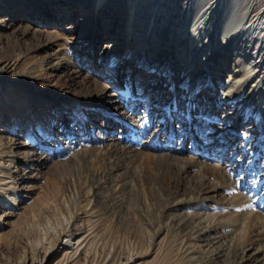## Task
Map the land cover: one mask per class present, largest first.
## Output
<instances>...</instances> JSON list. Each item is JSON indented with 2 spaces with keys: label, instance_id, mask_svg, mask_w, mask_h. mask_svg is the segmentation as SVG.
Here are the masks:
<instances>
[{
  "label": "bare ground",
  "instance_id": "obj_1",
  "mask_svg": "<svg viewBox=\"0 0 264 264\" xmlns=\"http://www.w3.org/2000/svg\"><path fill=\"white\" fill-rule=\"evenodd\" d=\"M11 1H2L5 3L4 6L0 5L3 14ZM15 1L14 7L9 6L14 11L20 6V0ZM87 5H92L94 11L98 10V14L102 16L106 8L125 11L129 56H133L139 65L146 61L154 62V67L151 65L145 69L151 72L157 70L156 74L159 75L167 58L172 62L176 69L170 78L173 85L166 88L154 82L155 87L147 91L146 96H157L159 89L163 91V95L165 91L171 92L169 94L173 97L174 108L181 102L176 96L178 86L188 87L189 101L186 102L190 103L192 100L193 106L198 105L200 93L213 91L215 94L212 101L218 105L221 102L234 104L233 110L237 113L235 122L252 130L247 131L249 135L244 133L245 140L230 154V158H234L232 162L236 170H242L255 180L254 188L247 193L239 190L244 179L236 180L220 164L209 165L206 159L205 163L198 164L196 161L200 160L195 156L185 158L180 153L171 156L168 148L173 140H165L160 145L152 143V149L157 152L155 155L161 160L167 162L175 159L170 176L173 191H168L172 200L164 205L162 216L165 225L160 227V231L171 228L178 242L176 248L174 245L168 246L164 258H173L176 264L182 262L179 260L180 256L188 264H208L209 261H218L222 257L231 264L259 262L264 246L255 249L254 245L255 242L260 244L264 241V190L259 188V183L264 182V0H79L76 4L78 9ZM45 10L46 7L38 17L45 16ZM60 12L66 13L65 7L64 10L57 11ZM110 15L104 18L108 19ZM3 16L5 21L8 20L5 14ZM70 24L72 23L67 27ZM135 27H141L146 32L141 40L133 43ZM9 32L5 28L0 36L1 51H5L6 47L10 48V53L0 61V204L5 207L4 215H10L14 220L9 222L6 218L0 219V248L12 244L17 253L16 256L5 257L2 264H47L56 254L59 256L51 264H141V251L116 254V246L108 241L111 235H107V223L103 214L107 206L114 205L119 211L123 208L121 196L129 186L127 179L130 177L125 165L126 156L122 152L124 148L117 144L108 151L107 156L111 157L113 167L107 168L106 165H109L104 159L100 162L98 160L99 169L90 174H81L80 168L96 159L91 153V145H86L84 138L79 135L80 129H74L71 125L80 122L82 129L94 132V127L87 125V110L90 111V116L103 112L114 118L120 114L119 119H122L130 116L126 112L134 109L135 113L139 109L126 103L113 108L112 105L117 103L114 95H109L110 100L105 103L86 102V96L93 89L86 87L90 86L89 76L81 80L80 74L83 69L94 67L88 56L90 46L87 47V52L83 47L74 49L78 53H84L85 61L75 57L77 68L68 76L72 83L81 82L84 88H88L85 94L64 98L62 94L50 90L33 95L24 94V97L20 94L22 99H11L16 96H10V93H23L21 88L25 77L15 78L10 84L3 82L2 76L24 54L38 52L41 44L36 43V31L33 29L35 43H32L29 27L15 31L11 34L12 37ZM78 33L85 34V30ZM50 36L49 42L58 45L60 35L56 33ZM11 40L13 41L10 42ZM163 45H166L167 50L163 47L161 52L158 50L159 53L153 51L156 49L153 46L160 49ZM172 47L174 52H171ZM170 52L173 56H168ZM126 55L122 57L125 58ZM118 58L117 55L111 58L109 56V71L101 72L106 79L112 75V80L116 81V66L112 63L120 61ZM231 60L236 62L230 67L236 77L230 80V76L226 82L223 81L220 64ZM54 64L55 67L59 66L58 61ZM102 66L98 65L96 71H101ZM36 67L32 66V70L36 71ZM131 68L129 67L127 77L132 82ZM94 87V90L103 91L108 85L101 86L94 80ZM132 87L128 83L123 95H127V90L131 92ZM256 92L259 94L258 104L252 111V96ZM47 106L54 109L53 113L49 112L51 109ZM211 108L212 105L209 109ZM173 111L170 112L171 121L176 116ZM251 111L254 124L247 119ZM206 115L203 118L201 116L203 123L199 127L200 116L193 113L190 118L187 115L185 119L188 122L192 119V130L187 131L186 128L182 131L178 124L177 131L183 135L198 137L199 148L203 146L206 152L220 151L221 156H224L234 142H229L230 135L236 131L232 132L233 126H229L227 119L222 120L223 128L215 129L218 117L214 112ZM59 120L63 121V125L67 121V126L62 130L56 128ZM135 121L138 122V119ZM147 126L142 128L146 129ZM97 135L100 136L99 133ZM53 141L58 144L52 145ZM67 150H72L73 153L69 154ZM52 153H56L57 158L53 164L47 158V154ZM68 161H73V166L65 172V168L60 165ZM168 168L172 169L171 166ZM20 171L41 172L47 176V183H50L51 177L58 175L66 188L32 200L31 193L26 188L30 176H23L22 179L25 180L20 183L17 181ZM193 171H196L192 178L195 185L193 191H187L185 179ZM118 173L122 184L116 189L110 186V182L114 181ZM24 190L27 192L22 194ZM65 190L77 192L78 197L73 201L67 200ZM4 191L11 195H3ZM214 194L223 195L225 203L218 206L212 204L210 200H213ZM93 196L99 197L98 204ZM24 198L26 201L20 204L19 201ZM7 226L12 227L9 234L3 230ZM10 237H14V241ZM20 238L24 239L22 246H19ZM19 247L21 250H18ZM251 250L254 252L250 253Z\"/></svg>",
  "mask_w": 264,
  "mask_h": 264
},
{
  "label": "rangeland",
  "instance_id": "obj_2",
  "mask_svg": "<svg viewBox=\"0 0 264 264\" xmlns=\"http://www.w3.org/2000/svg\"><path fill=\"white\" fill-rule=\"evenodd\" d=\"M2 1L3 0H0V5L4 6L5 3H2ZM62 1L63 0H20V6L18 8L16 7L14 11L10 8L11 6H15L16 1L12 0L10 2L11 4L6 6L4 13L6 18H8L6 21L4 20V14L0 10V36L4 33L5 28L8 32L11 31L9 35L12 37L11 34L15 31L29 27L31 30L30 36L32 37L33 29L36 31V43L41 44V48L38 52L34 54H24V57L21 58L15 66L8 68L2 76L4 79L3 82L11 84L15 78L25 77L23 87L21 88L23 93H10V96L13 94L16 96L11 99L17 97L22 99L20 94H23L24 97V94L29 93L33 95L39 94L40 92L45 93L50 90L62 94L64 98H74L75 95L85 94L88 88H92L93 91L86 96V102L102 103L103 101V103H105L110 100L109 95H114V100L117 101V103L112 105L113 108L126 103L132 104V107L135 109L136 107L139 109V111L135 113H133L134 109L126 112L130 116H125L122 119H119L121 118L119 117L121 116L119 112L117 113L119 116L114 118L112 117L113 115L103 112L90 116L91 113L87 110V125L94 127V132L89 131V129H82L81 126H79L80 122L79 124L76 122L71 124L74 129H80L79 135L81 138H84V143L86 145H91V153L96 159L89 165L80 168L81 170H79V172L81 174H90L96 171L99 169V162L103 159L109 165H106L107 168L113 167V161L110 156H107V153L117 144L122 146L124 148L122 152H124L123 154L126 156L125 165L128 167L130 173V177L127 179L129 186L121 196L123 205L122 211H119L114 205L107 206L103 211L107 223V235H111V239L108 240L109 244H114L116 246L117 255L121 253L132 254L136 251H141L142 255L139 257V262H141V264H168V262L176 264L173 258H171V260H166L164 256L169 248L168 246L174 245V248H176L178 238L171 228L160 231V227L165 225L162 216L164 205L168 200H172V198H169V192L172 190L170 176L173 173V163H175V159L167 162L161 160L160 157H157L158 155H155L157 152L152 149V143L154 142L160 145V143L165 140H173L168 148L171 152V156H177L178 153H180L181 156L185 158L195 156L200 160L196 161L198 164L205 163V159L209 165L215 166V164H220L225 171H230L233 176H235L236 180L244 179L245 182L239 187V190L240 192L247 193L250 189L254 188L253 184L255 180L253 177L249 176V174L243 173L242 170H236L237 168L233 166L232 162L234 158H230V154L236 147L240 146L241 141L245 140L244 138L246 136L244 133L252 130L248 129L249 127L247 128V126H239L238 122H235L237 113L233 110L234 104H224V102H221L219 105L215 104V102L212 101L215 94L213 91L200 93L201 97L197 99V101H199V103H197L198 105L193 106L192 100H190V103L186 102L189 94L188 87L183 85L179 88L178 86V94H176V96L178 95V99H180L181 102L174 108L172 104L173 97L171 98L172 95L169 94L171 92L165 91L163 95V91L159 89V91H157V96H146L147 91L152 90L151 88H153V86L155 87L154 82H158L160 87L165 86L168 88L171 86L172 82H170V78L173 73L175 74L176 70L172 62L167 58L165 64L163 63L164 66L160 68L161 71L158 72L160 74L157 75V70L151 72V70L145 69L149 68L151 65L154 67V62L146 61L142 62V65H139L133 56H129L130 43L127 38L128 23L127 15L124 10L106 8L102 16V14H98V10L94 11L92 5H87L84 8L78 9L76 4L79 0ZM44 7H46L45 11L48 15L46 14L40 18L38 16L42 14ZM64 7L66 13H57V11L64 10ZM53 13H55V16ZM107 15H110V17L105 19L104 17H107ZM69 23L72 24L67 27ZM134 25L136 26L137 24ZM75 26H78V28H75ZM83 30H85V34L78 33V31ZM145 32L146 31L142 30L141 27H135L133 43H135L136 40H141ZM56 33L60 35V38L58 37L57 40L59 44L53 45L49 42V37L51 39L50 34ZM33 39V37L30 38L32 43H35ZM12 41L13 40L10 42ZM28 43L31 44L30 41H28ZM88 46H90L88 56L94 67L81 71V80H85L84 78L89 76L88 82L90 86L84 88L85 86H83L81 82L72 83L69 81L68 76L77 68L76 66L78 63L75 62V57L76 59L78 57V59H83V61H85L84 53H78L77 49L83 47V50L87 52L86 49ZM163 47L166 48V45H163L160 49H158L159 47L153 46V48H156L153 51L159 53L158 50L164 49ZM75 48H77L76 51H74ZM9 49V47H6L5 51L2 52L0 48V61L6 54L10 53L8 51ZM165 50H167V48ZM171 50V52H174L173 47ZM171 52L168 56H173ZM114 55L119 56L118 59L121 61L117 60V62L112 63L116 66V81L112 80V75L109 79H106L104 74L101 73L102 71L108 73L109 62L111 60L109 56L111 58ZM124 55L127 57L123 58L122 56ZM56 61H58V67H55L54 63ZM231 64L234 66L236 62L233 60L228 63L222 61L220 64L223 81H229L228 79L230 76V80L236 77L235 73L230 68ZM98 65H103L101 71H96L95 68L98 67ZM32 66H37L36 69H34L36 71L32 70ZM129 67H132L130 69V74H133L132 82L129 81L127 77ZM137 77H140L139 80H137ZM94 80L98 81L101 86L103 84L108 85V88L103 91L94 90ZM128 83L132 84L133 87L131 92L127 90V95L125 96L123 95V91L125 92V86H127ZM152 94H155V92H152ZM258 98V92L254 93L252 96V111L255 110L258 104ZM199 104H202V106H199ZM210 105H212L211 109H209ZM47 107L51 109L49 112L53 113L52 110L54 109L50 106ZM171 111L176 113L173 121L170 120ZM252 111L247 115V119H250L249 123H251L254 118L252 116ZM212 112H214L219 119L215 129L223 128L222 120L224 121L227 119L229 126H233L232 132L236 131V133L230 135L229 142H234L224 156H221L220 151L215 153L206 152L203 146L199 148L198 137L188 134L183 135L177 131L178 124H180L182 131L186 128H188L187 131L192 130L193 122L192 119H189V122L187 118L185 119L187 115L191 118V114H198L200 116L198 120L199 127L203 123L201 116L203 118L207 116L206 114L210 115ZM137 119L138 122L135 121ZM62 122V120L58 121L56 125L58 130H62V128L67 126V121L64 125ZM0 125H2V123H0ZM145 125H148L146 129L142 128L145 127ZM175 131H177V133H175ZM98 133L100 136L97 135ZM247 133L248 135L250 134L249 132ZM152 135H155V137ZM53 144L56 145L58 143L57 141H53L52 145ZM66 152L69 154L73 153L72 150H67ZM17 155L19 156L20 153H17ZM55 155L56 153L47 154V158L49 159L48 162L53 164L55 159H57ZM227 155L228 157H226ZM60 166L65 168L66 171H63L68 172L73 166V161H68ZM168 166H171L172 169H169ZM230 172L229 174H231ZM19 173L20 175L17 176V181L20 183L25 180L22 179L23 176H30L26 188L28 192L31 193L32 200L37 196H45L57 190H63L64 187L66 188L65 184H62L61 177L58 175L51 177L50 183H47V176L41 172L37 171L32 173L29 171H20ZM195 173L196 171H193V173L185 179L184 185L187 191H193L192 189L195 183L192 178L195 176ZM121 181L122 178L118 173L114 177V181H111L112 183L110 182V186L118 189L122 184ZM259 188L262 189V191L264 190L263 181L259 183ZM65 191L66 198L69 201H73L78 197L77 192L75 193L71 190ZM26 192L27 191L24 190L22 194ZM7 194L11 195V193H7L6 191L3 192V195ZM214 195L215 197L213 200H210L212 204L218 206L225 203L223 195ZM93 197L98 204L100 202L99 197ZM107 199L108 202H110V197L108 195ZM25 201L26 199L24 198L19 201V203L23 204ZM4 208L5 207L0 204V219L6 218V221L9 222L14 220L11 218L12 216L4 215ZM11 228V226H7L6 229L3 230L7 231L9 234ZM13 238L14 237H10V239ZM23 240V238H20L19 246L23 245ZM255 244L254 247L256 249L264 246V241L260 244L259 242H255ZM18 250H21V248L19 247ZM252 252H254V250H251L250 253ZM16 253L17 250L13 248L12 244L11 246H1L0 264H2L5 257L16 256ZM58 256L59 254H56L51 257L47 264H51ZM179 260L182 261L179 264H188L185 261L183 262L182 256L179 257ZM217 260L218 261L211 260L208 264H231V262L223 257ZM255 264H264V251L260 255V261Z\"/></svg>",
  "mask_w": 264,
  "mask_h": 264
}]
</instances>
